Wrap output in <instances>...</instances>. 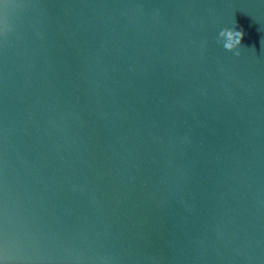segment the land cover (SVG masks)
I'll use <instances>...</instances> for the list:
<instances>
[{
	"label": "water",
	"instance_id": "water-1",
	"mask_svg": "<svg viewBox=\"0 0 264 264\" xmlns=\"http://www.w3.org/2000/svg\"><path fill=\"white\" fill-rule=\"evenodd\" d=\"M0 264H264V0H0Z\"/></svg>",
	"mask_w": 264,
	"mask_h": 264
},
{
	"label": "clouds",
	"instance_id": "clouds-1",
	"mask_svg": "<svg viewBox=\"0 0 264 264\" xmlns=\"http://www.w3.org/2000/svg\"><path fill=\"white\" fill-rule=\"evenodd\" d=\"M219 35L224 39L225 42L223 47L227 51L235 52L236 55H240V53L236 50L242 46V41L245 36L243 30L224 29L219 33Z\"/></svg>",
	"mask_w": 264,
	"mask_h": 264
}]
</instances>
